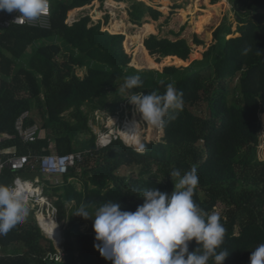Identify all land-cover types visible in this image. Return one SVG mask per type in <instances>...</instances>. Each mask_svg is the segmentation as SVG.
Instances as JSON below:
<instances>
[{
    "label": "trees",
    "instance_id": "16d2710c",
    "mask_svg": "<svg viewBox=\"0 0 264 264\" xmlns=\"http://www.w3.org/2000/svg\"><path fill=\"white\" fill-rule=\"evenodd\" d=\"M122 1L106 3L123 5ZM91 2L50 0V27L11 24L0 31V133L11 135L1 146L16 145L18 154L30 155L48 154L50 147L59 153L85 152L59 183H44L45 194L55 197L56 220H69L70 227L61 236L62 260L48 256L57 251L54 242L36 222L26 219L0 235V264H112L94 246L99 242L92 219L74 212L86 205L94 214L109 201L119 202L122 210L135 211L143 203L139 195L144 190L157 188L171 194L179 178L169 174L178 169L183 176L193 167L198 176L193 200L201 213L213 214L218 203L224 205L218 215L226 231L217 249L229 252L223 264H250L252 251L264 243V148L258 156L264 126V0H230L239 35L228 36L231 25L222 20L202 59L186 66L170 65L173 57L188 59L191 48L186 39L145 34L142 44L151 68L142 69L132 66L136 60L124 49V35L111 32L107 24L102 30L99 24L89 26L88 16L66 23L67 14H75L74 8ZM129 8L131 21L142 27L152 26L162 14L139 1ZM146 14L152 22L143 19ZM195 43L203 45L197 38ZM245 49H249L246 54ZM165 64L161 71L152 69ZM76 67L87 68L83 78L75 74ZM137 74L142 85L122 89L125 78ZM169 83L182 94V109L161 127L160 141L143 142V153L121 139L103 147L96 146L94 134L75 139L79 132L90 131L84 106L88 112L100 108L116 112L125 100L118 88L128 96L141 91L163 94ZM32 99L43 122L38 124L37 139L24 143L15 134V121L30 111ZM66 111L70 119L64 116ZM33 122L31 118L25 124ZM132 165L140 167L137 174H116L121 166ZM17 174L46 179L38 168L27 164L17 171L5 168L0 184L9 185ZM29 208L34 212V207ZM85 221L91 233L80 230ZM197 247L195 239L189 242V251Z\"/></svg>",
    "mask_w": 264,
    "mask_h": 264
},
{
    "label": "clouds",
    "instance_id": "9594fccd",
    "mask_svg": "<svg viewBox=\"0 0 264 264\" xmlns=\"http://www.w3.org/2000/svg\"><path fill=\"white\" fill-rule=\"evenodd\" d=\"M49 7L50 0H0V10L15 11L28 21L39 19ZM248 50L245 49V54ZM142 83L137 74L126 77L121 87L132 90ZM181 96L169 83L163 94L152 91L145 95L141 91L130 95L127 100L142 114L143 121L159 128L167 120L175 119L182 109ZM145 148L141 142L134 146L139 153ZM169 175L179 178L171 194L148 188L139 195L143 203L135 211L122 210L119 202L109 201L100 205L94 214L86 205L74 212L92 219L95 241L99 242L94 246L103 258L112 264H208L209 260L213 264H223L229 252H217V249L223 243L226 230L218 214H202L193 200L198 184L195 167L183 176L178 169ZM29 213L26 189L21 180H15L13 186L0 184V235H7L18 224L24 223ZM36 223L44 233L38 218ZM193 239L198 247L189 251V242ZM250 264H264V243L252 251Z\"/></svg>",
    "mask_w": 264,
    "mask_h": 264
},
{
    "label": "rangeland",
    "instance_id": "374dc122",
    "mask_svg": "<svg viewBox=\"0 0 264 264\" xmlns=\"http://www.w3.org/2000/svg\"><path fill=\"white\" fill-rule=\"evenodd\" d=\"M142 2L145 5L152 6L153 8L159 9L162 11L161 16L158 20H152L148 14L143 18L147 20V22H152L153 25H145L146 30L141 29L142 25L135 24L130 19V6L133 2ZM107 0H92L90 4H86L81 8H74L75 14L72 16L71 12L67 14L66 23L71 24L74 20L79 19L83 16L89 17L88 25H96L99 24L102 30V27L111 29L113 31L112 24L118 23V29L115 33H121L124 35L123 46L126 52L131 53L132 59L136 60V66L132 65L137 69L142 68H151L146 65V63L142 62V55L138 54V50L140 47V39L143 42L144 36L147 33H152L157 35L158 37H166L170 40H176L180 38H184L187 40L191 51L188 55V59L183 61L178 57H173V64L175 66H186L192 60L202 59L203 52L206 48L213 43V31L217 28V26L221 23L222 20L227 19L228 23L231 25V34L228 36L239 35L237 32V21L234 12L231 9L230 0H218L213 3L212 0H123V5H115L108 6L106 4ZM210 2L212 4H210ZM109 4V3H108ZM172 4H175L176 7H172ZM218 4V5H217ZM80 9V10H79ZM72 10V11H73ZM188 15V16H187ZM187 16V17H186ZM97 17V18H95ZM186 17V18H185ZM113 21V22H112ZM111 25V26H110ZM120 27V28H119ZM103 28V29H105ZM104 31V30H103ZM107 31V30H105ZM108 32V31H107ZM195 38L201 40L203 45H198L195 43ZM137 45V48L135 47ZM192 55V56H191ZM162 60L160 61L161 64ZM142 63V64H141ZM157 64V65H158ZM169 65V64H168ZM165 65L158 66L157 70L161 71ZM152 69H155L154 67ZM75 74L80 78H83L86 75V67H76ZM40 80V77H38ZM118 93L125 98L123 104H121L120 109L116 112H110L105 108L95 109L92 112H88L87 107H83V110L88 113V126L90 127V131H81L77 134L76 138L83 139L88 138L91 134L96 136V142L98 141V134L106 129V127L118 129L119 125H121V129L118 132H122L125 128V132H122V138L127 142V144L131 146H135L137 142L143 143L144 141H160L163 136V129L161 127H154L151 124L142 120V114L135 110V106L130 104L127 100L129 97L124 90L118 88ZM31 115L37 120L40 124L43 122L41 118L42 114L39 112L38 107L34 104V99L31 100ZM65 117L70 119V112L66 111L63 113ZM120 119V122L118 120ZM73 120V119H72ZM114 121V122H113ZM112 123V124H111ZM135 126V127H134ZM133 129H129L132 128ZM260 130L259 138V152L258 156H262V150L264 148V128ZM153 128L154 132L151 137V129ZM122 130V131H121ZM137 133L136 135H134ZM157 135V136H156ZM156 137V138H155ZM150 138V139H148ZM73 146L75 142L72 143ZM76 146V145H75ZM138 165L132 166H121L116 170V174L118 175H130L137 174L139 170ZM77 187H80L79 183H76ZM48 198L50 204L54 205L55 197H51L48 194H45ZM66 208L69 207L68 203H65ZM29 207L32 208L29 203ZM48 211L47 215L50 213L56 216V210L53 212L51 210V206H47ZM216 214H220L224 210V205L218 203L215 206ZM40 203L37 206L36 211L29 213L28 221L36 222V217L40 219ZM44 210V209H43ZM55 216L53 217L55 219ZM56 220V219H55ZM57 221V220H56ZM37 224V223H36ZM60 236H63V231L66 228H69V220L66 218L64 221L58 222ZM80 230L86 233H91L90 225L85 221L84 224L80 225ZM46 236V234H45ZM52 240V239H51ZM55 244L56 249L60 252H63V248L61 247V243L56 244L54 240H52Z\"/></svg>",
    "mask_w": 264,
    "mask_h": 264
},
{
    "label": "built area",
    "instance_id": "2783aa9c",
    "mask_svg": "<svg viewBox=\"0 0 264 264\" xmlns=\"http://www.w3.org/2000/svg\"><path fill=\"white\" fill-rule=\"evenodd\" d=\"M50 18L51 3L45 13H43L41 17L35 21L25 20L15 11L9 13L7 11L0 10V31L8 28L11 24L48 28L51 24ZM29 117V111H24L15 121V134L24 143L34 142L37 139L40 130L39 125L36 123L30 125L25 124ZM119 129H121V125H119L117 130L109 127L103 129V131L98 134L96 146L103 147L115 139H121L125 144H127V142L122 138L120 132H118ZM4 137H8V135L0 133V175L5 168L17 171L29 164L31 169L38 168L47 180L51 183L57 184L59 183L61 176L67 173L70 167L75 166L84 158V151H75L70 153H58L51 151L48 154L36 155L17 154L15 151L8 152L6 149L1 147V142ZM17 179L21 180L22 186L26 189V200L28 201V204L30 203L32 207H36V205H39L40 202L45 200L46 205L51 206V210H56L54 206L49 203L47 196L44 195V187L39 184L38 179H36V182H31L19 176H15L9 186H13L14 181ZM29 192L31 193L30 196L27 195ZM45 210L48 211V207H46ZM54 216L55 215H53V217ZM1 256H3V252L0 246V257ZM48 256H50L51 259L62 260L64 253L58 250L55 253H48Z\"/></svg>",
    "mask_w": 264,
    "mask_h": 264
},
{
    "label": "bare ground",
    "instance_id": "6f19581e",
    "mask_svg": "<svg viewBox=\"0 0 264 264\" xmlns=\"http://www.w3.org/2000/svg\"><path fill=\"white\" fill-rule=\"evenodd\" d=\"M117 24L118 23H115V22L112 24L113 25L112 26L113 31H115V32L118 29V25L119 24L118 25ZM141 29L146 30V27L143 26V27H141ZM138 54H141L142 55V62L146 63V65H147V60L145 59L146 56H145L144 47H143V44L141 42V39H140V47H139V50H138ZM118 122H120V119L118 120ZM152 131H154L153 128L151 129V134L150 135H151V137H154L153 136L154 135L153 134L154 132H152ZM122 132H125V128H124V130ZM122 132H120L121 135H123ZM45 207H46V201L43 200L42 202H40V210H39L40 211V219H39V224H40L41 228L43 229L44 233L48 237L52 238L56 242V244H59L60 245V243H61V240H60L61 239V236L60 235L61 234H60V231H59V226L57 224V221L53 219L51 213H50V215H47V211L43 210Z\"/></svg>",
    "mask_w": 264,
    "mask_h": 264
},
{
    "label": "crops",
    "instance_id": "0c3cea01",
    "mask_svg": "<svg viewBox=\"0 0 264 264\" xmlns=\"http://www.w3.org/2000/svg\"><path fill=\"white\" fill-rule=\"evenodd\" d=\"M108 6H113L114 7V5H112V4H108V3H106ZM146 59V58H145ZM29 111V110H28ZM29 114H30V117L28 118V119H31V118H34L32 115H31V109H30V111H29ZM27 119V120H28ZM26 120V121H27ZM33 123H36V124H39L38 122H37V120L34 118V122ZM33 123H31V124H33ZM27 125H30V124H27ZM15 135V134H14ZM9 137H11V135H8V137H4V139L3 140H5L6 138H9ZM3 149H6L8 152H10V151H15L17 154H18V152H17V147H16V145H3V146H1ZM52 150L51 151H53V152H58L57 150H56V147H50ZM30 151H28V153H29ZM59 153V152H58ZM20 154H22V153H20ZM27 154V153H26ZM16 176H19V177H21V178H23V179H25V180H29V181H31V182H36V179H38L39 180V184H41L43 187H44V185H43V182L45 183L46 182V180L47 179H45L44 181L42 180V179H40V177L39 176H32V177H29V176H25V175H22V174H17ZM44 178H45V176H44ZM11 184V183H10ZM9 184V185H10ZM46 192H45V189H44V194H45ZM1 249H3V248H1Z\"/></svg>",
    "mask_w": 264,
    "mask_h": 264
},
{
    "label": "water",
    "instance_id": "95a60500",
    "mask_svg": "<svg viewBox=\"0 0 264 264\" xmlns=\"http://www.w3.org/2000/svg\"><path fill=\"white\" fill-rule=\"evenodd\" d=\"M159 67H156L155 69H158ZM61 240V239H60Z\"/></svg>",
    "mask_w": 264,
    "mask_h": 264
}]
</instances>
